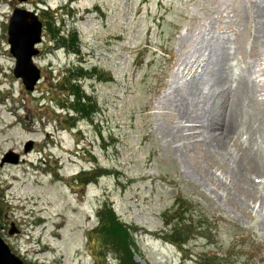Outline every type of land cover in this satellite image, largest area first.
Masks as SVG:
<instances>
[{"label": "rangeland", "instance_id": "obj_1", "mask_svg": "<svg viewBox=\"0 0 264 264\" xmlns=\"http://www.w3.org/2000/svg\"><path fill=\"white\" fill-rule=\"evenodd\" d=\"M21 7L44 25L35 92ZM0 195L25 264H264V0H0Z\"/></svg>", "mask_w": 264, "mask_h": 264}, {"label": "water", "instance_id": "obj_2", "mask_svg": "<svg viewBox=\"0 0 264 264\" xmlns=\"http://www.w3.org/2000/svg\"><path fill=\"white\" fill-rule=\"evenodd\" d=\"M19 1L21 4H26L29 0ZM8 36L10 52L15 59L14 75L21 80L27 91L35 92L36 86L42 80L41 70L35 62V58L40 55V50L36 47L43 41V23L38 14L22 8H16L9 22ZM31 145L30 143L26 152L31 150ZM7 163L18 164L19 157L10 153L3 159L2 166ZM1 214L0 195V219ZM0 264H25L19 256L12 252L1 236Z\"/></svg>", "mask_w": 264, "mask_h": 264}, {"label": "trees", "instance_id": "obj_3", "mask_svg": "<svg viewBox=\"0 0 264 264\" xmlns=\"http://www.w3.org/2000/svg\"><path fill=\"white\" fill-rule=\"evenodd\" d=\"M74 96V95H73ZM108 211L109 213L113 214V217L116 218L117 220H119V218L112 212L113 211V206L111 205H107L105 207L104 210H102L101 214L104 215V213ZM101 215V216H102ZM116 216V217H115ZM166 226H170L169 224H166ZM126 228V227H125ZM199 228V227H198ZM108 227L105 228L104 226V223H100L98 228H97V232H99L100 236H102V240H106V237L109 238L111 240V236L110 234L108 233L107 231ZM131 229V228H130ZM130 229L127 228V233L129 234L131 231ZM175 234H172V232L170 233V237L174 240H178L179 238H183V237H186V236H190L192 231H191V223H187V224H184V226L182 225V233L179 232L176 228L174 229ZM188 236V237H189ZM114 242L115 244H117L118 242H120L119 240H116V239H113L111 240L110 242ZM167 241H171V240H167ZM186 246V243H184L182 241V246H180V248H184ZM116 252L119 253V255L121 256V263L120 264H130V263H124L123 260H125V257L126 256H123L121 255L122 253L121 252H124L125 253V247H119V249H115ZM183 251V250H182ZM126 255V253H125ZM217 259L219 260V264H222V261L220 259H222V257H217ZM223 260V259H222Z\"/></svg>", "mask_w": 264, "mask_h": 264}, {"label": "flooded vegetation", "instance_id": "obj_4", "mask_svg": "<svg viewBox=\"0 0 264 264\" xmlns=\"http://www.w3.org/2000/svg\"><path fill=\"white\" fill-rule=\"evenodd\" d=\"M32 1L33 0H30L28 3L32 2ZM25 6H27V4ZM86 172H87V170L85 168H83L82 171L79 172V175H81L82 173H86Z\"/></svg>", "mask_w": 264, "mask_h": 264}, {"label": "bare ground", "instance_id": "obj_5", "mask_svg": "<svg viewBox=\"0 0 264 264\" xmlns=\"http://www.w3.org/2000/svg\"><path fill=\"white\" fill-rule=\"evenodd\" d=\"M229 43H231L230 39H229ZM227 129H228V127L225 129V131H223V132H225V134H227L229 132V130H227Z\"/></svg>", "mask_w": 264, "mask_h": 264}]
</instances>
